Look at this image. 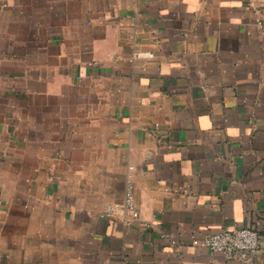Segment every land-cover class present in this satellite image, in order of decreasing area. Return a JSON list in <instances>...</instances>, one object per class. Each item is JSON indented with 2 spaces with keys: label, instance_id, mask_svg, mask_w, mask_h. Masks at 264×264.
<instances>
[{
  "label": "crops",
  "instance_id": "crops-1",
  "mask_svg": "<svg viewBox=\"0 0 264 264\" xmlns=\"http://www.w3.org/2000/svg\"><path fill=\"white\" fill-rule=\"evenodd\" d=\"M0 264H264V0H0Z\"/></svg>",
  "mask_w": 264,
  "mask_h": 264
},
{
  "label": "built area",
  "instance_id": "built-area-1",
  "mask_svg": "<svg viewBox=\"0 0 264 264\" xmlns=\"http://www.w3.org/2000/svg\"><path fill=\"white\" fill-rule=\"evenodd\" d=\"M99 216L119 217L123 220L139 218L140 212L135 198L134 184L130 178L125 182L123 200L119 203L107 204ZM192 242L211 252L221 253L227 259H239L243 262L252 261L261 250V234L252 226L221 229L200 238H194Z\"/></svg>",
  "mask_w": 264,
  "mask_h": 264
}]
</instances>
